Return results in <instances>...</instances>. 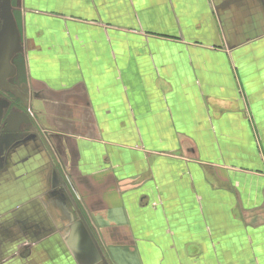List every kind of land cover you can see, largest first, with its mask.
<instances>
[{
  "label": "crops",
  "instance_id": "obj_1",
  "mask_svg": "<svg viewBox=\"0 0 264 264\" xmlns=\"http://www.w3.org/2000/svg\"><path fill=\"white\" fill-rule=\"evenodd\" d=\"M12 1L0 264H264V0Z\"/></svg>",
  "mask_w": 264,
  "mask_h": 264
},
{
  "label": "flooded vegetation",
  "instance_id": "obj_2",
  "mask_svg": "<svg viewBox=\"0 0 264 264\" xmlns=\"http://www.w3.org/2000/svg\"><path fill=\"white\" fill-rule=\"evenodd\" d=\"M13 7H14V13L17 12V4H18V0H13ZM19 56H16V60L17 61L19 58ZM16 72L15 75L12 77L13 79V87H16V89L19 91L20 89H22V87L24 86L23 82H24V68H22L21 63L16 62ZM4 93H6L8 100L11 103V108H18V107H22L24 102H25V98H23L21 96V94H19L18 92H16L13 88L12 90H8V91H4ZM3 134H5V128L4 127H0V135L2 136Z\"/></svg>",
  "mask_w": 264,
  "mask_h": 264
},
{
  "label": "water",
  "instance_id": "obj_3",
  "mask_svg": "<svg viewBox=\"0 0 264 264\" xmlns=\"http://www.w3.org/2000/svg\"><path fill=\"white\" fill-rule=\"evenodd\" d=\"M0 18L3 20V23L10 24V32L7 33V38L5 40L13 42L18 45V32L15 28V23L13 20V16L11 14V0H0Z\"/></svg>",
  "mask_w": 264,
  "mask_h": 264
}]
</instances>
